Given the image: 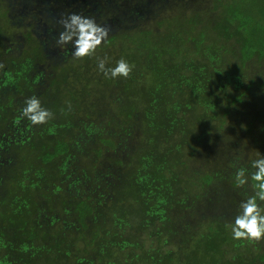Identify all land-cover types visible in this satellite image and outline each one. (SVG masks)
Segmentation results:
<instances>
[{
  "label": "trees",
  "instance_id": "obj_1",
  "mask_svg": "<svg viewBox=\"0 0 264 264\" xmlns=\"http://www.w3.org/2000/svg\"><path fill=\"white\" fill-rule=\"evenodd\" d=\"M8 1L0 19V264L264 263V240H234L235 219L220 215L221 205L239 201L231 197L238 185L214 173L223 157L212 154L226 144L229 107L250 87L243 69L264 65V0H196L210 5L205 15L181 12L189 0H173L161 20H151L155 28L117 31L83 59L69 49L50 55L39 43L46 34L60 48L55 30L62 26L52 17L42 33L31 34L23 14L29 32L14 41L19 30L11 25L12 11L24 6L29 16L51 0ZM116 2L117 11L112 0H98L97 23H112L119 11L140 17L148 8L144 0ZM176 4L179 11H171ZM104 58L109 68L125 59L132 74L106 78L98 69ZM26 59L23 69L8 63ZM31 97L53 114L47 124L17 121ZM99 109L108 130L100 142L120 153L107 157L113 167L93 160L84 171L87 154L76 153V118L96 117ZM132 140V151L125 152ZM117 166L126 173L119 185L110 174ZM253 173L249 197L256 192ZM55 177L67 183L65 196Z\"/></svg>",
  "mask_w": 264,
  "mask_h": 264
},
{
  "label": "rangeland",
  "instance_id": "obj_2",
  "mask_svg": "<svg viewBox=\"0 0 264 264\" xmlns=\"http://www.w3.org/2000/svg\"><path fill=\"white\" fill-rule=\"evenodd\" d=\"M64 1V0H63ZM63 1H58V4L54 1L51 0L47 2L45 5L42 6V8L35 9L31 15L26 17V13H28V8L27 10L22 6L18 11L13 10L12 13L10 14L11 18V25L13 24L15 27V31L19 32L17 37H14V41L19 42L21 33H27L29 32L28 28L25 27L22 23H24V17L29 21V24H26L29 26L30 33L32 34L33 32H36L37 29L39 31L44 28L43 22H46V25H48L51 20H60L62 16H67L72 13L84 16V17H91L93 18L96 23L98 20L99 12L101 10V7H99L98 0H66L67 3L65 4ZM113 5L112 9L117 5L116 0H112ZM146 1L148 8L147 11H141L140 13L142 14L140 17H134L130 16L127 17L125 13L121 14V11H119V15H115L116 18L113 20L112 23H97L98 25H101L103 27H106L109 29V34H115L117 31L124 30L128 33H132L137 31L139 28L142 27H156V24L153 23L151 20L155 19V21H159L163 18L165 14L166 8L170 6V4L173 3V0H144ZM8 0H0V19L3 18L2 12L4 9L8 6ZM14 2V1H12ZM73 3L76 5L73 6ZM210 4V3H209ZM70 6L72 8H70ZM178 5L176 4L174 8L171 9V11H179V8H177ZM74 8V10H72ZM210 8V5L203 3L200 4L199 1L196 0H189V2H186L183 6H180L181 12H193L195 9H201L202 12L205 13L208 12ZM25 9V12H24ZM54 9L56 12H54ZM116 11L118 10L117 7L114 8ZM18 14V19L14 18L13 16ZM59 14V16H57ZM52 17V19H50ZM44 18V20H42ZM20 19L22 21H20ZM206 22V19H204ZM20 24V27L18 26ZM51 24V23H50ZM51 28V27H50ZM54 29V28H52ZM55 29H58L57 27ZM58 33L63 31V28L58 30H55ZM21 32V33H20ZM38 39V37L36 36ZM58 38V37H57ZM40 39L43 40V47H47V49H50V55H54L56 53H62L63 51H66L69 49L70 55H72L73 52V46L71 44L65 45L63 47L59 46L60 48H55L53 47V43L55 42V38L51 37L50 35H42L40 36ZM29 42L28 48H32L33 42L32 41H27ZM42 47V45H41ZM42 47V49H43ZM28 51V49H26ZM32 50V49H31ZM54 53V54H53ZM73 56V55H72ZM62 60V57L57 59L54 63H57L58 61ZM26 60L19 61L17 64L12 63L11 61H8V63H11L12 66L18 69H23V67L26 66ZM43 65V64H42ZM242 80L244 81L243 84L246 86L249 85L250 87H247V91L245 94L242 96V101L236 103L234 106L231 105L229 109H231L229 118V127L227 130V133L225 134V145L223 146H216L213 148V155L216 157L222 158V162L218 163L216 166V169L214 173L219 170L222 172V177L224 179H229L230 181H234L235 184L237 185L236 182V172L238 169H246V179L247 183L244 184L242 187L238 186L237 190H233L231 193V197L233 198H238L239 201L233 202L232 198L228 200L226 203L220 206V215H223L224 220L226 218L229 219H235L237 215L241 213V207L240 204L242 202L246 201L249 198V194L253 193V190L251 188V185L249 183L248 177L251 175V173L255 172L256 169L252 168V162L254 160L260 159L264 157V87L259 86V81L264 83V65L263 64H258V63H249L245 69L242 71ZM39 84V83H35ZM90 89V88H89ZM242 89V88H241ZM113 92L109 95H112ZM245 95V96H244ZM92 98V97H90ZM103 110V109H102ZM101 109H99V113H96V117H86L83 114H79L76 118V128H77V134L75 135V140L79 141V146L80 148L77 149L76 153H81L82 156H85L87 154L86 159H84L85 168L84 171H87L89 167L92 165V161L95 160L96 163L104 162L107 165L112 164V160L114 159H109L107 160V157L109 158H115L117 156H114L115 153H120V151L115 150L113 152L112 147H108V145L104 146L100 142V138H104L108 134V130L105 127V118L101 115ZM89 126L91 128V134L93 136L89 137L87 136V130L86 127ZM60 129H58L59 131ZM93 132V133H92ZM53 135L56 136H61V133L59 132H54ZM15 136H19V132H15ZM95 138H99L95 140ZM95 140V144L93 141ZM135 143L134 140L128 142L125 144V147H127V150L125 152H130L132 151L131 146ZM118 144L115 146L117 147ZM230 147V149H229ZM243 148V151H241L240 148ZM97 149H101L100 156L98 157L95 155V151ZM238 149L241 152H238ZM84 150L87 152L85 153ZM237 150V151H235ZM237 154V155H236ZM7 155V154H6ZM219 155V156H218ZM238 157V159L233 158L232 156ZM127 157H125L126 159ZM3 159V155L0 153V161ZM220 160V159H219ZM1 163V162H0ZM243 165V166H242ZM245 165V166H244ZM121 169V171H120ZM125 169L123 170L122 168H119L118 166L110 172L111 176H113L111 179L113 182L116 183V185H119L122 183V180L125 182V175L126 173ZM97 177L100 178V171L96 173ZM120 174V175H119ZM124 174V175H123ZM218 174V173H217ZM60 177H65L64 173H59ZM91 175H86L85 176V181L84 183L90 179ZM54 184L57 185L59 184L60 186V194L62 196H65V189L67 186V183H60L61 178L55 177L54 178ZM94 185V183H92ZM217 184L216 186H218ZM215 186V187H216ZM58 191V190H57ZM220 191V189H218ZM216 195L218 194L217 191L214 192ZM222 193V190L221 192ZM225 198V197H224ZM76 231H74L75 234ZM73 233V232H72ZM4 238V237H3ZM3 238H0V242L3 241ZM262 251V250H261ZM258 264H264V263H258Z\"/></svg>",
  "mask_w": 264,
  "mask_h": 264
},
{
  "label": "clouds",
  "instance_id": "obj_3",
  "mask_svg": "<svg viewBox=\"0 0 264 264\" xmlns=\"http://www.w3.org/2000/svg\"><path fill=\"white\" fill-rule=\"evenodd\" d=\"M59 23L63 31L59 33L56 43L61 47L71 44L72 55L77 59L94 57L97 49L108 38L109 29L98 25L91 17L72 13L62 16ZM106 63L107 58L98 60V69L106 78L127 79L133 72V66L123 58L112 68L106 67ZM24 118L32 125H45L53 119V114L42 107L38 98L31 97L25 101V107L17 121ZM252 168L256 169L251 177L256 182V192L242 202L240 205L242 211L235 217L234 224L230 227L234 240L256 243L264 240V209L257 202V200L264 202V157L254 160ZM235 179L238 186L246 184V169H238ZM22 250L28 251V246H23Z\"/></svg>",
  "mask_w": 264,
  "mask_h": 264
},
{
  "label": "flooded vegetation",
  "instance_id": "obj_4",
  "mask_svg": "<svg viewBox=\"0 0 264 264\" xmlns=\"http://www.w3.org/2000/svg\"><path fill=\"white\" fill-rule=\"evenodd\" d=\"M26 15H27V13H26ZM26 17H28V16H26ZM41 33H42V30H41Z\"/></svg>",
  "mask_w": 264,
  "mask_h": 264
}]
</instances>
